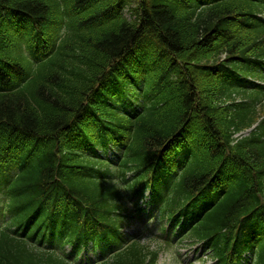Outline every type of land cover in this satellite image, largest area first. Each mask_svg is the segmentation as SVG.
<instances>
[{"label":"trees","instance_id":"1","mask_svg":"<svg viewBox=\"0 0 264 264\" xmlns=\"http://www.w3.org/2000/svg\"><path fill=\"white\" fill-rule=\"evenodd\" d=\"M193 3L0 0V170L1 163L11 162L5 157L21 158V174L11 189L12 210L21 218L43 212L41 221L55 222L61 216L58 206L75 205V198L83 196L99 211L96 202L102 195L86 180L92 164L83 150L116 136L119 141L132 137L130 158L141 171L149 163L163 166L165 161L157 160L162 150L169 159L176 152H192L180 192L184 195L195 192L197 183L218 169L220 158L230 151L224 161L234 169L227 170L224 182L231 193L200 226L201 234L215 238L225 216L257 206L243 174L247 168L264 170V142L249 134L231 145L234 133L254 123L245 108L253 96L211 80L212 71L233 73L231 79L241 85L234 71L253 64L243 59L246 54L264 56V27L241 16L252 7L245 1L201 13ZM125 9H130V19L123 15ZM51 20L65 21L64 41L52 59L31 72L30 62L14 55L8 43L15 45L28 24L27 45L46 38L49 49L59 36L48 31ZM165 53L169 61H156ZM132 70L139 74L144 96L152 100L135 120L116 110V84L123 80L127 85ZM138 258L132 251L116 264H136ZM0 264L41 262L3 233ZM48 264L62 263L52 259Z\"/></svg>","mask_w":264,"mask_h":264}]
</instances>
